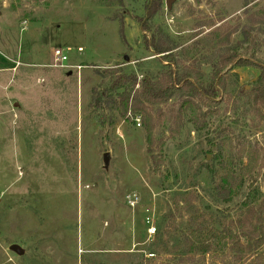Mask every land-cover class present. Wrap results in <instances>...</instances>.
<instances>
[{
  "label": "rangeland",
  "instance_id": "1",
  "mask_svg": "<svg viewBox=\"0 0 264 264\" xmlns=\"http://www.w3.org/2000/svg\"><path fill=\"white\" fill-rule=\"evenodd\" d=\"M144 1L0 0V55L8 61L0 69V264H144L155 242L153 264H182L186 256H194L186 264H247L242 232L264 206V166L246 202L247 184L236 189L240 165L229 163L228 145L219 153V142L264 146V113L237 94L254 85L259 69L227 71L226 90L204 124L186 117L171 134L170 120L162 122L159 171L146 153L142 115L93 104L94 90L120 72L141 79L163 71L144 45ZM261 8L264 0H176L149 24L189 50L206 84L216 37L229 34L226 45L237 48L244 25L264 31L253 20ZM247 46L239 52L249 57ZM55 49L71 67L54 65ZM255 56L264 61V46ZM227 173L236 177L228 202L227 187L217 189ZM208 244L207 253L195 249ZM259 254L256 263L264 264V245Z\"/></svg>",
  "mask_w": 264,
  "mask_h": 264
},
{
  "label": "trees",
  "instance_id": "2",
  "mask_svg": "<svg viewBox=\"0 0 264 264\" xmlns=\"http://www.w3.org/2000/svg\"><path fill=\"white\" fill-rule=\"evenodd\" d=\"M118 1L122 4V0ZM163 3L164 0H145V16L143 20L138 18L141 22V29L144 31L145 48L160 61L163 71L144 73L141 79H138L134 72H120L111 80L107 88L100 91L94 90L92 98L94 106L98 109H101L106 102H111L122 117H126L128 112L132 115H142L146 153L154 171H159L164 164V141L161 136H157L162 122L170 120L171 134L180 133L186 117H188L187 121L194 124H204L208 115L216 113V100L226 90L225 74L227 71L236 67L250 66L259 69L254 85L248 91H245L243 87L239 88L237 94L240 99L259 107V110L264 113V61L255 56L261 46H264V39L259 40L257 34L264 33V31L260 28L254 30L251 26L244 25L241 29L243 39L237 43V48L226 45L229 41V34L216 37L219 46L207 57L213 71L209 81L204 84L202 82L204 74L198 69L200 63L195 58L194 60L191 58L189 50L177 46L160 27L152 28L149 24ZM253 20L264 24V8L253 15ZM120 30L122 31V27ZM253 30L256 32L251 34ZM147 32H150L149 37L146 36ZM246 43L247 49L250 50L249 57L239 52V48ZM190 60L197 64V68L185 64ZM136 85H138L137 88H135ZM163 106L167 107L166 111H163ZM226 145H228V161L234 168L240 165V175L237 179L234 173L222 176L217 189L220 187L219 189L223 190L227 187L230 195L224 199L227 202L230 201L235 193L231 191L233 181L236 179L238 182L236 189L247 184L248 196L245 198L247 202L255 189L257 174L264 166V146L247 140L223 138L219 142V153ZM253 214V218L245 224L242 232L245 238V253H248L247 264H258L256 262L262 257L259 251L264 245V206L260 210H255ZM159 244V242L152 244L148 253L154 254L155 257V249ZM191 244V246L195 245L193 242ZM210 248L211 245L208 244L195 249L203 254L207 253ZM193 258L194 256H186L182 264H186V261H193ZM149 262L150 259L144 258V264Z\"/></svg>",
  "mask_w": 264,
  "mask_h": 264
},
{
  "label": "built area",
  "instance_id": "3",
  "mask_svg": "<svg viewBox=\"0 0 264 264\" xmlns=\"http://www.w3.org/2000/svg\"><path fill=\"white\" fill-rule=\"evenodd\" d=\"M53 55H54L53 61H54L55 66H59V67H63V68L71 67V65H69V57L63 50L55 49L53 52ZM73 67L79 71V70H81L82 66L76 65ZM136 120L138 121V119H136ZM138 125H139V121H138ZM136 201H137L136 196H130L129 197L128 202L131 206H134ZM146 223L148 225L147 233L149 234V236L154 235L156 228H155V226H153V221L149 217H147ZM146 258L151 260L152 258H154V254L148 253V254H146ZM148 264H153V263L149 262Z\"/></svg>",
  "mask_w": 264,
  "mask_h": 264
},
{
  "label": "water",
  "instance_id": "4",
  "mask_svg": "<svg viewBox=\"0 0 264 264\" xmlns=\"http://www.w3.org/2000/svg\"><path fill=\"white\" fill-rule=\"evenodd\" d=\"M176 0H164V3L167 8H170ZM104 161L107 162V154H104ZM10 250L14 251L17 254H22L23 249L18 244H12L10 245Z\"/></svg>",
  "mask_w": 264,
  "mask_h": 264
},
{
  "label": "crops",
  "instance_id": "5",
  "mask_svg": "<svg viewBox=\"0 0 264 264\" xmlns=\"http://www.w3.org/2000/svg\"><path fill=\"white\" fill-rule=\"evenodd\" d=\"M6 66H8V61L3 59L2 56L0 55V69L7 68Z\"/></svg>",
  "mask_w": 264,
  "mask_h": 264
}]
</instances>
